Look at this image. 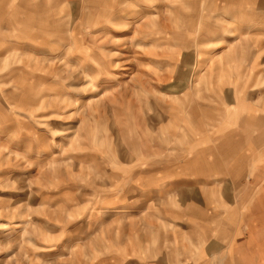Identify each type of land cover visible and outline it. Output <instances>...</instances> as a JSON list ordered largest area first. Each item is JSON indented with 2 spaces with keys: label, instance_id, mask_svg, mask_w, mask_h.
<instances>
[{
  "label": "rangeland",
  "instance_id": "obj_1",
  "mask_svg": "<svg viewBox=\"0 0 264 264\" xmlns=\"http://www.w3.org/2000/svg\"><path fill=\"white\" fill-rule=\"evenodd\" d=\"M108 3L124 15L104 16ZM212 4L0 0V264H155L149 230L167 222L171 237L193 224L166 204L181 191H159L166 171L185 181L180 136L211 130V106L237 103L229 48L216 64L201 42L214 33L198 14ZM262 87L254 82L252 104L264 105ZM194 105L203 108L187 112Z\"/></svg>",
  "mask_w": 264,
  "mask_h": 264
},
{
  "label": "crops",
  "instance_id": "obj_2",
  "mask_svg": "<svg viewBox=\"0 0 264 264\" xmlns=\"http://www.w3.org/2000/svg\"><path fill=\"white\" fill-rule=\"evenodd\" d=\"M206 1L213 2V10L208 9L206 13L198 15L205 18L204 32L210 31L214 35L201 42L207 44L205 48H212L211 52L215 55L218 54L216 52H222L213 56L214 63H220L222 57L229 56V63L233 64L231 77L236 80V84L240 81L241 86L233 90L237 99L235 105L211 106L208 112L215 115L211 130L204 128L200 132L198 127H192V132H184L178 139L187 141V145L182 148L180 162L185 181H175L179 180V176L174 178L176 173L170 175L166 171L167 180L159 192L172 194L181 191L179 197L182 202L176 199L166 204L174 209H184L193 224H189L184 233L171 237L164 232L167 222H160L164 230L162 233L157 228L149 230L151 235L145 237L146 241L154 243L151 247V244H145L144 252L147 253L150 248L156 257L153 261L155 264L161 260L171 264V259L174 260L172 264H205L210 257L219 258L220 264H256L255 258H264V227L256 236L252 232L253 225L264 226V165L257 166V170L254 167L255 162L264 161V105L252 104L250 100L255 95H251L255 90L252 88L254 82H264V0ZM142 14L145 13L133 11L125 15ZM103 15L111 17L124 14L110 9L108 3ZM207 25L210 30H206ZM227 48L229 53L224 56L223 52ZM197 78L201 83L208 81L209 76L198 72ZM248 81L253 83L248 86ZM213 90L214 93L218 92L217 89ZM259 95L264 96V87ZM202 108L201 105H194L187 112L195 114ZM156 122L159 127L161 121L158 117ZM227 124L229 130L223 133L222 129H228ZM203 142L205 147H201L200 143ZM186 151L188 154H185ZM166 159L176 160L175 150L163 160ZM166 167L174 169L169 165ZM255 193L260 194L259 200H254ZM149 201L152 206L151 199ZM209 210H212V216L208 215ZM120 213L118 210L117 217H114L119 220V225L124 217ZM194 225L205 226V229L197 230ZM212 225L214 227L209 229ZM207 233L210 237H207ZM133 237L135 239L137 234H133ZM108 240L111 242L113 239ZM158 241L162 243L158 244ZM165 249L171 253L165 252V255L159 256ZM133 252L135 254L137 250ZM149 256L147 254L145 257Z\"/></svg>",
  "mask_w": 264,
  "mask_h": 264
}]
</instances>
